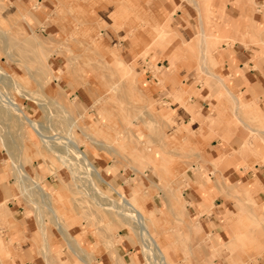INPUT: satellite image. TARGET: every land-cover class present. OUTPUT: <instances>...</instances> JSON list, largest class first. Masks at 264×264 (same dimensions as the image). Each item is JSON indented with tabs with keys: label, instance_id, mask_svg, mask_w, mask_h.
Masks as SVG:
<instances>
[{
	"label": "crops",
	"instance_id": "1",
	"mask_svg": "<svg viewBox=\"0 0 264 264\" xmlns=\"http://www.w3.org/2000/svg\"><path fill=\"white\" fill-rule=\"evenodd\" d=\"M26 1L31 14L22 21L34 22L55 46L53 61L61 60L51 67L61 79L45 95L67 100L74 113L89 116L79 144L102 175L127 197L135 190L148 194L145 210L159 220L151 229L160 228L178 247L180 241L188 242V253L196 252L200 261H209L202 255L210 249L209 238L216 249L227 245L229 235L245 236L240 252L252 248L243 264L253 259L257 262L250 264H264V0H213L219 15L211 25L197 0H191L193 5L186 0ZM75 2L81 6L73 7ZM224 2L228 4L222 9ZM58 7L59 17L85 15L84 26L91 32L86 40L95 45L94 37L109 63L93 74L92 86L75 88L65 73L64 43L82 26L73 17L54 19ZM76 49L81 54L80 47ZM144 56V63L138 61ZM114 57L124 66H113ZM177 96L182 98L179 103ZM251 134L256 143L251 151H243ZM146 153L173 158L172 170L181 176L162 181L142 159ZM9 155L0 148V264L137 261L139 246L118 223L98 230L78 224L58 227L50 213L31 207L15 182ZM34 164L21 165L31 173ZM200 171L207 177L198 180ZM44 177L42 183L53 186L50 177ZM178 192L179 202L174 201ZM236 201L253 206L229 209ZM60 213L59 220L78 219L64 209ZM49 215L55 226H46ZM255 224L261 228H253ZM218 260L232 264L230 256L213 264Z\"/></svg>",
	"mask_w": 264,
	"mask_h": 264
},
{
	"label": "rangeland",
	"instance_id": "2",
	"mask_svg": "<svg viewBox=\"0 0 264 264\" xmlns=\"http://www.w3.org/2000/svg\"><path fill=\"white\" fill-rule=\"evenodd\" d=\"M25 1L0 0V69L7 72L13 79L14 83L11 84L12 82L10 79H1L2 81L0 80V83H3V85L0 84V90L13 97L23 111L41 125L39 126V128L41 127L40 131L45 134V136L49 137L51 139L50 141L55 143V145L60 143L64 145V143H67V140H75L79 143H83V141L80 140V136L82 137V133L86 131L85 127L88 125L90 119L89 116L83 111L74 113L67 100L63 101L59 98L56 99L49 96L48 94L47 96L45 95V90L47 89V91H49L50 85L54 82L57 83L61 79V76L54 75L53 73V75L50 74L52 72L51 67L53 65L56 66L57 63H61V60L53 61V57L55 56V46L49 43L48 40L39 33L38 27L35 23L32 21L31 23L30 21H27V19L25 22L22 21L25 15L29 16V14H31L27 7L28 1ZM186 1L193 5L191 0ZM197 1H200L205 6V20L208 23L207 25H211V23L217 20V16L219 15V11L213 8V0ZM76 2L73 7L80 5L76 4ZM223 4L224 6L222 9H225V5L228 3L224 2ZM61 6L67 8L64 4ZM32 7H34V5H32L31 8ZM58 8L56 12L53 13L54 19L57 21H63L73 17L75 22L82 26L81 28L73 29L70 33L71 35H68L66 40L67 43H64L66 52L69 55H66L67 64L65 65V73L70 75L72 84L75 88L78 86L86 88L89 83L90 86H92L90 81L93 74L103 69V67H107L109 63L99 54L98 50L100 46L95 38L92 37L95 45L92 43L90 44L86 40V36L91 35V32L84 26V20L86 19L85 15L81 12L71 15L63 14L59 17L57 14L60 15L62 7ZM18 21H22V23H19ZM84 31H86V33ZM74 32L79 33V35L76 36ZM162 36L166 37L167 33L162 34ZM74 41H78V43L75 45ZM76 47H80L81 54L76 53L78 51ZM88 52L92 53V55L89 56ZM95 53H98V55H95ZM145 57L146 56L141 57L138 61L144 63ZM113 63L115 64L113 66H120V64L124 65L119 57H114ZM123 77L124 79H128L129 74L122 76V79ZM3 81L7 82L5 83ZM101 86L103 88L107 87L104 83L101 84ZM181 99L180 96L175 98L178 103L181 102ZM100 101L101 100H98L97 103ZM183 109L185 110V107ZM73 121H75V123ZM54 139L57 140V142ZM255 140L256 137L251 134V139L242 144V150L251 151L253 148L252 145L254 146V143H256ZM114 144L117 145L118 142L114 141ZM62 145H57V148L56 146L55 148L63 153L62 158L65 159H62L61 157L57 159L58 154L56 152L55 154L54 151L50 152L49 150H46L47 148H45L37 133L29 127L22 125L13 113L6 112L5 109L0 106V148L6 149L7 152L11 154L9 155V162H12L17 165L18 168H22L23 170L24 168L21 164L31 165L35 163L31 173L26 170L24 171H26L25 173L34 181H40L41 186L46 193L50 195L52 194L50 203L57 217L61 214L60 212L62 209L70 211L73 215L77 214L78 219H60L59 223H61L64 228H69L70 226L78 224L80 227H93L96 230L99 228L102 229L103 226L112 222L118 223L121 228L125 229L131 235L132 241L139 246V252L137 254L138 259L137 261L130 262V264H151L147 258L148 255L144 252L142 246L143 242L141 241L134 224L125 222L115 211H108L106 208L111 205V201H115L116 207H119L120 201L117 196L110 187L100 184L95 177L83 171L75 161L72 163L71 159L74 157H72L73 154L67 150L65 145ZM22 153L24 154L23 156ZM149 155L151 156L152 161L146 160L143 157L142 159L146 161V163L153 165V173L159 176L162 181L181 176L179 171L172 170L173 164L175 163L173 158L166 160L165 158H159L150 153ZM59 159L60 161L62 160V163ZM89 160L91 161V158H89ZM62 164L65 166L63 167ZM75 166L77 171L75 169L72 171L71 168H75ZM219 166L220 165H216L214 169L218 170ZM39 169H41L40 174H38ZM139 171H136V174H140ZM196 173L199 174H196L198 180H202L205 176L207 177L203 171ZM14 174L15 182L19 185L22 196L27 202H29L31 207H35L36 210L49 214V210L41 201L39 192L30 189V184L27 189H24L19 183L17 173L15 172ZM75 174H78L77 176L79 178H75L77 177ZM112 174L115 175L116 172H113ZM211 174L217 176L214 171L211 172ZM44 176L50 177L49 181H51L53 186H49L47 183H42ZM103 178L124 198L132 199L135 197L133 202L141 212H145L147 222H149L148 225L151 235L157 240L159 247L166 252L168 264H194V262H196V264H213L212 261L221 258L226 260L228 259V256H230L232 264H243L245 258L249 256V253L251 252L249 250L252 249L250 246L243 247L242 251H239L244 241H242V239H245V236H241L242 238H230V236L227 235V245L224 244L217 246L216 249H214L213 237L209 238L206 242V248L209 247L210 249L208 252L206 251V253L202 252L203 258L209 261H200L196 252L188 253V242L180 241L178 247L173 237L162 235L160 233V228L157 230L151 229V224L152 226L156 225V227H158L159 220L153 216V212L148 213L145 210L144 204L149 198L148 194L141 193V190H135L133 196L127 197L117 188L114 181L109 180L111 178L108 179L105 176H103ZM183 178L185 179V175ZM178 195L181 196V193L178 192L174 195V201H180L177 199ZM243 197L245 198V196ZM234 200H236V198ZM175 205L176 204H174V206ZM228 206L231 210L235 209L240 211V209L244 210L247 206H253V204L239 203L236 201ZM175 208L177 209L178 207L175 206ZM73 215L70 217H73ZM62 216H64V214ZM49 217L50 219L46 221V226H55L52 216L49 215ZM233 217L237 218L238 214H235ZM231 221L233 220L231 219ZM258 226L259 225L255 224L253 228H261ZM107 233L113 235L115 231ZM186 238L190 237L186 236ZM231 239L233 240L232 243ZM170 251H173L175 259H172ZM236 253L238 254L235 255ZM207 254H209V256H207ZM258 254L261 255L260 253ZM193 259H195V261ZM225 260L222 262H225ZM251 262L256 263L257 259H253V261H249L247 264H250ZM127 264H129L128 261ZM214 264H219V260Z\"/></svg>",
	"mask_w": 264,
	"mask_h": 264
},
{
	"label": "bare ground",
	"instance_id": "3",
	"mask_svg": "<svg viewBox=\"0 0 264 264\" xmlns=\"http://www.w3.org/2000/svg\"><path fill=\"white\" fill-rule=\"evenodd\" d=\"M38 40H40V39H38ZM38 44H40V43H38ZM95 55H98V53H95ZM120 66H124V65L120 64ZM68 71H69V69H68ZM50 74L53 75L52 72ZM4 78H5V80L6 79H8V80L10 79L12 83L10 81L9 82L11 84H14L13 83V79L11 78V76L7 72H5L2 69H0V80L4 79ZM52 78H53V76H52ZM7 81H3V82L6 83ZM54 81H56V80H54ZM9 82H8V84L10 85ZM0 84L3 85V83H0ZM17 86H18V84H17ZM0 106L3 107L6 112L13 113L16 116V118L19 120V122H21L22 125L29 127L35 133H37V135H39V137H40L41 142L44 144L45 148H47L46 150H49L50 152L54 151V153L56 152L58 154L57 159L60 158V157L62 158V154L63 153H61V151L56 150L57 145H60V144L62 145V143H60V144L56 143L57 145H55V143L50 141L51 139L49 137L45 136V134H43L40 131L41 127L39 128V126H41V125H39L34 119L29 117L23 111L21 106H19L16 103V101H15V99L13 97L9 96L8 94L3 93L1 90H0ZM73 122L75 123V121H73ZM57 138H55V139H57ZM57 140H55V141L57 142ZM58 142H60V141H58ZM64 145L67 148V150H69L71 152V154H73L72 157L74 156L71 159L72 163H73V161H75L77 163V165H79L83 169V171H85L88 174H90L91 176L95 177L99 181L100 184H103V185H106V186L110 187L111 190L114 192V194L117 196V198L120 201L119 207H116L115 201H111V203H110L111 205L107 206L106 208L108 209V211H110V210L115 211L117 213V215L119 217H121L125 222L134 224L135 229L138 231L139 236L141 238V241L143 242V243L142 242L141 243L143 244L142 246H143L144 252L148 255L147 258L150 261V263L151 264L152 263L153 264H168L167 257H166V252L159 247L157 240L151 235V232L149 230V225H148L149 222H147V218L145 216V212H141L135 206V204L133 202V199L135 197H133L132 199H126L119 192H117L103 178L101 172L93 165V163L89 160L88 156L81 151L79 142H77L75 140H70V141L67 140V143H64ZM64 145H62V146H64ZM55 146H56V148H55ZM66 151H64V152H66ZM54 153H53V155H54ZM142 157L144 159H146V160L152 161V158H151V156L148 153L144 154ZM66 158H67V156H66ZM62 159H65V158H62ZM67 159H66V161H67ZM59 161H60V159H59ZM60 162L62 163V160ZM62 166H63V164H62ZM76 166H75V168H71L70 167L72 169V171H73V169L76 170ZM14 167L16 169V173L18 175V180H19L20 184L22 185V187L24 189H27L28 185L30 184L31 185L30 189L37 190L39 192V195H40L42 203L49 210V213L54 217L57 226L58 227H62L61 223H59V218L57 217V215H56V213H55V211H54V209H53V207H52V205L50 203L52 194L50 195V194L46 193L44 188H42V186H41V182L38 181V180L34 181L30 176H28L25 173L26 171H24L22 168H18L17 165H14ZM196 174L199 175L198 173H196ZM77 175L75 174V176H77ZM75 178H79V177L77 176ZM98 194H99V192H98ZM117 206H118V204H117ZM150 259H152V260H150Z\"/></svg>",
	"mask_w": 264,
	"mask_h": 264
}]
</instances>
